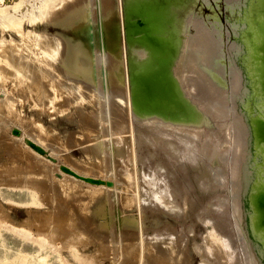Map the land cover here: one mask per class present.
Masks as SVG:
<instances>
[{"label":"rangeland","instance_id":"obj_1","mask_svg":"<svg viewBox=\"0 0 264 264\" xmlns=\"http://www.w3.org/2000/svg\"><path fill=\"white\" fill-rule=\"evenodd\" d=\"M17 1L10 0L9 4ZM59 1L31 0L29 2L25 0L17 8L12 6L13 8L10 10L13 14H5L7 18L3 15L0 16V105L2 103L6 104V109L4 107L5 114L0 117V264H35V261L27 262L26 259L30 257L29 254H35V252L41 250H51V264H209L210 261H215V259L217 260L215 264H251V256L248 254V251L251 253L250 243L246 239L248 235L237 220V212H235L234 206L241 197L236 195L238 183L236 184L234 178H238L240 175L242 181V175L247 171L246 165H244L246 159L243 160L242 154L245 148L244 143L241 141L238 144V140L235 139L237 133L241 134L240 137L238 135V138L242 139L247 135V132L244 128L236 126L238 123L236 120L240 122L242 117H245L251 102V97L248 98L249 95L247 96V94L242 95L239 87L244 85L246 92L248 94L252 93L248 90V88H252L251 77L248 72L245 74V80L241 79L239 81L235 77L239 74V69L245 70L244 51H235L234 42L240 40L237 31L244 27L247 18V0H227L231 3L226 0H181L174 5L177 9L181 8L179 9L181 30L177 35L178 38L175 37V39H179L178 53L176 52L175 56L172 55L168 74L171 79L173 78L171 82L172 90L175 87L176 91L174 94L166 92L165 87L168 84L161 83L160 90L157 93H152L149 103L153 106V110L169 114L170 119H172L165 122V124L169 123V126L166 125L167 127L163 125L164 121L160 122L154 117V119H151L144 116L134 106L133 102L132 64L126 18L134 24L140 25L137 27L141 28L139 35H148L150 28L146 22V15L140 13L138 17H126L123 4L125 0H109L111 9L114 12L113 19L118 33V52L116 55L110 53V55H113L110 59L112 58L114 64L118 66L111 65L114 69L108 66L109 74L113 73L118 78V82H113L107 72L106 74L102 73L101 76L98 75L99 69L102 70V65L100 63L96 64L94 57L90 55L93 53L95 41H97L94 32L100 24V17L102 16L101 8L96 3L97 0H93L95 2L93 5L92 0ZM40 4L45 5L43 11L48 6L52 9L54 5V8H60L62 13L61 16L58 15L60 17L57 19L60 22L57 21L56 23L54 20L46 21L42 19L39 24L34 25L29 19L28 10ZM65 4L68 5L67 7L71 6V8L67 9ZM14 14L16 17L12 18ZM92 14H95V18ZM99 15L101 16L99 17ZM92 18L96 24H94ZM187 18L188 22L185 23ZM198 24L206 25L205 27L202 25V28ZM194 25L196 27H193ZM94 26L95 31L93 30ZM207 29L210 35L206 31ZM211 34L218 39L219 49L215 47V39L213 43V38H210ZM48 35L55 37L49 45L45 44ZM191 35L198 39L194 40L195 38H191ZM182 36L186 38L183 39ZM65 38H72L76 44L83 43V47L89 51L90 56H88V59L81 58V54L77 57H71L68 53ZM187 38L191 40H187ZM192 40H194V43ZM182 41L184 43L188 41L185 54L191 53L193 57L191 62L185 63L188 67L185 65L179 67L177 61L184 48ZM189 41H191L192 46ZM199 43L201 44L198 45ZM12 47L17 52L15 56L18 58V63L21 64L27 61V67H22L23 63L21 66H16L13 60L14 55H11ZM187 48L194 51L191 50L188 53ZM199 50H201V53ZM87 55L88 52L84 54V56ZM116 67L118 68L116 69ZM182 68L187 69V71H184V69L182 71ZM213 68L218 71L222 81L223 79L224 82L226 81L227 89L224 82L219 84V81L209 73ZM192 72H196V75L192 74L190 76ZM182 74L184 77L186 74L188 75L183 78ZM187 76H190V78ZM97 77L102 79L101 84L98 83ZM180 77L185 79L186 82L181 80ZM214 78L215 80H213ZM234 78L238 81V84L236 83L238 87L234 84L236 86L233 89L231 85L235 83L233 82L235 81ZM194 79L201 81L194 82L198 83L199 86L196 84L194 87L195 84H192ZM183 82L186 84L182 85ZM203 82L207 84L205 85ZM99 85L103 86L104 91L111 96L110 99L112 100V105H107V108L112 111L111 117L107 118L104 123L101 122L103 101L99 98ZM189 85L191 90L193 87L195 88L194 92L188 89ZM203 85L206 89L202 88ZM35 88L37 89L34 90ZM229 88L231 92H229ZM186 89H188V92ZM207 90L209 91L206 92ZM210 91L212 92L209 93ZM189 92H193L195 97L200 95L198 97L200 100L196 99L197 97H194L193 100L194 94H187ZM216 94L218 95L216 96ZM173 95L177 97L174 98ZM225 95L226 98H224ZM210 96L213 97L211 99L216 96V102L214 100H211V102L213 101V106L216 105L217 108L210 106L211 102L207 101L210 100ZM218 96H221L224 100L217 98ZM201 98L205 99L206 102ZM229 98L232 102L229 101ZM217 99L227 103L225 109L220 106L222 102H218ZM195 100L199 102H194ZM187 101L191 105L188 103V106ZM215 112L221 116L216 115L214 119ZM227 113H230L229 116ZM234 120L236 124L233 123ZM34 124H37L38 127L40 125L41 129L37 131L32 126ZM192 125L193 127L196 125V127L193 128ZM183 126L186 130L183 129ZM199 126H202L201 129H199ZM212 126L217 131L212 128L213 132H211ZM235 126L240 129V132H237L238 129L234 128ZM235 130L236 132H234ZM166 139L169 142L171 141L170 144H172L169 149L175 147L174 150L178 151L181 147L180 153L178 151L179 155L177 152H173V148L170 150H173V153L169 152L167 148L169 142ZM165 141L168 145L164 144ZM30 142L41 146L47 151L44 154L45 158H40L37 155ZM92 145L94 146L93 149H91ZM255 145L260 149L264 145L263 125H261ZM203 148L204 150L201 151ZM89 150H92L93 154ZM97 151L98 154L96 155L95 152L97 153ZM261 151L263 150L261 149ZM200 152H203V156ZM174 153H177V156ZM184 156L185 159H183ZM46 161H49L48 164H46ZM193 161L194 164L192 165ZM208 161L210 164H207V167L206 163ZM209 166H213L211 167L212 170ZM65 167L81 175L101 179L104 182H85L84 178L74 176L73 173L65 170ZM255 168L253 170H258L257 167ZM209 169L212 173L208 172ZM255 171L252 174L254 179L250 177L249 183L252 180L254 181L258 175ZM20 172L34 173V176L37 175V180L42 178L41 173L44 175L49 173L47 175L49 178L61 184V187L57 190L58 193L54 189L56 195L53 193V196L56 198L55 202L62 204V209H65L63 213L57 214L59 212L58 208L55 209L54 204L49 202L48 196L44 193L46 189L51 191V187L47 186L49 179L46 181L43 180L45 178L43 177L42 181L40 180L42 185L45 183L41 186L42 188L45 186L43 188L44 192L40 187L39 190L34 189L37 194H35L36 199H34L29 188H20V186H15L16 183H12V179ZM211 174L215 176L213 180H211L213 178ZM3 177L7 180L4 181ZM206 177L207 181H205ZM218 177L219 179L216 181L215 178ZM152 180H155L156 184ZM201 180L204 181L202 183L205 184L204 187ZM232 181L233 186H231ZM253 181L251 184L254 183ZM71 184L79 187V194H74L71 187L64 190V187ZM199 185L204 189L200 188ZM156 186L159 190H156ZM174 188H176L175 191ZM212 188L214 189L212 190ZM67 190L69 191L67 192ZM173 192L174 194H172ZM258 192H262V188H259ZM153 193L157 194H154L156 198ZM159 193L164 194L160 196ZM249 197L247 200H249ZM50 208L55 212L57 211L56 216L54 214V217L49 221V225L54 226L52 228L46 225L45 228L37 217L41 214L45 215V212ZM233 213L235 214L233 215ZM234 216L236 217L234 218ZM211 218H214L215 223ZM207 219L208 221H206ZM262 219H264V212L261 208L258 220L262 221ZM18 221L22 224H17ZM51 231L55 237L51 234ZM43 232H45L46 237ZM75 236L78 237L75 238ZM40 239H43V242ZM158 241L160 242L158 243ZM160 243L163 245L162 247H160ZM172 243L174 246L171 247H174V250L169 247ZM156 245H160V250ZM44 246L46 247L44 248ZM223 246L227 248L224 250L225 254L221 250L224 249ZM56 247L58 252L54 250L53 253V249ZM163 247L164 249H162ZM177 247L178 249L175 250ZM211 247L214 251L211 250ZM217 247L218 250H216ZM74 248L78 251L76 252ZM165 248L171 250H165ZM163 250L165 251L162 253ZM172 250L175 251L173 252L174 255L171 252ZM178 250L179 255H175L178 254L176 252ZM204 250L210 253L213 251L214 254L216 253L217 258L212 253H204ZM215 251L220 252L217 254ZM6 257L8 261L4 263ZM236 258L237 260H235ZM177 260L178 262H176ZM187 261L191 263H187Z\"/></svg>","mask_w":264,"mask_h":264},{"label":"bare ground","instance_id":"obj_2","mask_svg":"<svg viewBox=\"0 0 264 264\" xmlns=\"http://www.w3.org/2000/svg\"><path fill=\"white\" fill-rule=\"evenodd\" d=\"M27 1V0H26ZM29 2L31 1V0H28ZM60 1H62V0H60ZM59 1V2H60ZM67 1V0H66ZM179 1H181V0H125V3L123 2V4H124V8H125V16L126 17H130V18H132V17H138L139 16V14L140 13H144L145 15H146V22L148 23V27L150 28V31H149V34L148 35H139V31H141V28H137V27H139L138 25H136V24H134V22H131V21H129V20H127V18H126V24H127V28H128V37H129V40H130V56H131V64H132V83H133V102H134V106L144 115V116H146V117H148V118H156V120L158 119V120H160V122L162 121H164L162 124L163 125H165V127H167L166 125H168L169 123H167V124H165V122H168L169 120L168 119H170V117H169V114H167V113H161V112H159V111H155V110H153V106L151 105V104H149L150 103V101H151V97H152V93L153 92H155V93H157L159 90H160V87L162 86L161 85V83H163V84H168V85H166V89H167V91L166 92H170V93H175V87H174V89L172 90V87H171V82L173 81V78L171 79V77H169V74H168V71H169V63H170V60L172 59V55H176L175 53L177 52V47L179 46V44H178V40L179 39H175V37L176 38H178L177 37V35L180 33V30H181V20L179 19V9H181V8H179V9H177V7H175L174 5L176 4V3H178ZM227 1V0H226ZM9 2H10V0H0V16H2L3 15V17H5V18H7L6 16H5V14L6 15H11V14H13V12H11V8H13L12 6H16V8L21 4V3H24L25 2V0H18L17 2H15V3H13V4H9ZM19 2V3H18ZM46 2V1H45ZM64 2V1H63ZM193 2H195V1H193ZM227 2H230V1H227ZM18 3V4H17ZM27 3V2H26ZM58 3V2H57ZM93 3L95 4V2L92 0V5H93ZM96 3H98V5L100 6V8H101V13H102V16L101 15H99V17L101 18V20H100V24L98 25V27H97V29H96V31H95V26L93 27V30L95 31L94 33H95V37H96V40L97 41H95V46H94V51H93V53H91L90 55H92L93 57H94V60H95V63L96 64H101L102 65V70L101 69H99V71H98V75L99 76H101V74L103 73V74H106V72H107V74H108V76L111 78V80L113 81V82H118V78L117 77H115V75L112 73V74H109V72H108V66H109V68H112V69H114L113 67H111V65H114V66H118V65H116V64H114V62H113V60H112V58L110 59V57H113V55H110V53H112V54H117V52H118V33H117V27H116V25H115V23H114V17H113V14H114V12H113V10L111 9V4H110V2H109V0H97V2ZM231 3V2H230ZM230 3H228V4H230ZM191 4V3H190ZM33 5V4H32ZM66 5V4H65ZM68 5H69V1H68ZM68 5H66V8L67 9H70L71 8V6L70 7H67ZM23 6V5H22ZM43 8H42V7ZM45 5L44 4H40V5H38V6H34L32 9H29L28 10V7H27V10L29 11V13H28V16L30 15V21L34 24V25H37V24H39L40 22H41V20L43 19V20H54V22L56 21V23H57V21L58 22H60L59 20H57V19H59V17L61 16V10H60V8L59 9H57V8H54L55 7V5H54V7H53V9L52 8H49V6H48V8H46L44 11H43V9L45 8L44 7ZM246 6H247V11H248V13H247V18H246V20H245V24H244V27L242 28V29H240L239 31H237V34L240 36V40L239 41H236V42H232L233 44H234V50L235 51H240V50H243L244 51V54H245V57H244V66H245V70L243 69V70H240L239 69V74H237V75H235V77H237L236 79L237 80H245V74L248 72V74H249V76L251 77V84H252V88H248V90H249V92H252V93H250V94H248V92H246V88H244V85L241 87H239V90L241 91V94L242 95H245V94H247V96H248V98L249 97H251V99H250V105H249V110L245 113V117H242V120H240V122H239V120H236L238 123L236 124L235 123V120L233 121V123H235L236 124V126L237 127H239V128H244L245 129V132H247V135L245 136V137H243L242 139H240V138H238V135H239V137L241 136V134H236V137H235V139L236 140H238V144L241 142V141H243V143H244V152H242V154H243V160L244 159H246V162H245V164L244 165H246V168H247V171L246 172H244L243 173V175H242V181H241V177H240V175L238 176V178L236 177V178H234V181H236V184L238 183V188H237V194L236 193H234V194H236L237 195V197H240L239 199H238V203H236L234 206H235V209H236V211H235V209H234V211L235 212H237L236 213V216H237V220L239 221V223L242 225V227L245 229V233H247V237H246V239H247V241H248V243H250V245H249V248H250V251H251V253L248 251V254H250L249 256H251V264H264V219H262V221H260V220H258V214H259V211H260V209L262 208V210H263V212H264V145H263V147L261 148L263 151H261V149L257 146V145H255V140H256V138H257V136H258V134H259V130H260V128H261V125H263V127H264V0H247V4H246ZM181 7V6H180ZM184 7V6H183ZM231 8H232V6H230ZM63 8V7H62ZM234 8V7H233ZM93 10V9H92ZM91 10V11H92ZM26 11V10H25ZM234 11V10H233ZM42 12H43V14H42ZM71 12V11H70ZM15 13V12H14ZM76 13H77V11H76ZM93 13H94V10H93ZM16 14V13H15ZM13 15V17L12 18H15L16 17V15ZM58 15H60L59 17H58ZM92 15H94V17L93 18H95V14H92ZM192 15V14H191ZM237 15V14H236ZM235 15V16H236ZM234 16V15H233ZM191 17V16H190ZM93 18H92V21L94 22V24H96L95 23V21L93 20ZM189 18V17H188ZM188 18L186 19L187 21L185 22V23H187L188 22ZM20 19V18H19ZM18 19V20H19ZM28 19V18H27ZM190 19V18H189ZM199 20H200V18H198ZM198 19H196V20H198ZM213 19V18H212ZM99 20V19H98ZM20 21V20H19ZM227 21V20H226ZM235 21V20H234ZM23 22V21H22ZM92 22V23H93ZM96 22H97V20H96ZM138 22V21H137ZM203 22V20L201 21V23ZM193 23V22H192ZM199 23H200V21H199ZM211 23V22H210ZM144 24V23H143ZM194 24L196 25V23H195V20H194ZM212 24V23H211ZM214 24V23H213ZM216 24H217V22H216ZM235 24V23H234ZM233 24V25H234ZM33 25V26H34ZM193 25V24H192ZM193 26V27H196V26ZM198 25H201V24H198ZM203 25V24H202ZM202 25H201V27H202ZM206 25V24H205ZM205 25H203L204 27H205ZM230 25V24H229ZM211 26V25H210ZM214 26H216V25H214ZM219 26V25H218ZM212 27H213V25H212ZM233 27V26H232ZM235 27V26H234ZM198 28H199V26H198ZM203 28V27H202ZM208 28V27H207ZM211 28V27H210ZM218 28V27H217ZM236 28V27H235ZM234 28V29H235ZM197 29V28H196ZM201 29V28H200ZM214 29H216V28H214ZM228 29V28H227ZM234 29H232V30H234ZM146 30V29H145ZM202 30V29H201ZM236 30V29H235ZM238 30V29H237ZM195 31V30H194ZM193 31V32H194ZM196 31H200V30H196ZM202 31H204V29L202 30ZM206 31H208V35H210L209 34V30L207 29ZM218 31V30H217ZM220 31H221V29H220ZM228 31V30H227ZM185 32H187V31H185ZM214 32H216V31H214ZM146 33V32H145ZM199 33V32H198ZM211 33V32H210ZM227 33H229V32H227ZM182 34H183V32H182ZM189 34V33H188ZM191 34V33H190ZM201 34V33H200ZM206 34V33H205ZM181 35V34H180ZM192 35H193V33H192ZM191 35V38H193L194 36H192ZM196 35V34H195ZM199 35V34H198ZM203 35V34H202ZM207 35V34H206ZM186 37H188L187 35H185ZM197 36V35H196ZM212 36V37H211ZM211 36H210V38H213V43H214V39H215V47H217V49H219L218 48V46H220V45H218V39L217 38H214L215 36H213L212 34H211ZM186 37H184V38H186ZM180 38V37H179ZM182 38H183V36H182ZM183 38V39H184ZM195 39L194 40H196V39H198V38H196V37H194ZM204 38H206V37H204ZM55 39V37L53 36V35H48V37H46V39H45V44H47V45H49V43H51V41L52 40H54ZM66 40H65V43H67V46H68V53L71 55V57H77L79 54H81L80 55V57L81 58H83L84 60L85 59H88V56H90L89 55V51L87 50V49H85L84 47H83V43L81 44V43H78V44H76V43H74L73 42V40H72V38L70 39V38H65ZM200 39V38H199ZM187 40H191V39H189V38H187ZM194 40H192L193 41V43H194ZM207 41V40H206ZM79 42H81V41H79ZM188 42V41H187ZM187 42L185 41V43L182 41V43H184L183 45H184V48H183V51H182V55L177 59V61H178V65H179V67H182V66H186V62H187V64H188V62H191V60L193 59V57L191 56V53H189L191 50H193L194 49V45H193V49H190L189 50V48L192 46L191 45V41H189V43H190V47L189 48H187L188 50V53L189 54H185V50H186V47H188V45H187ZM201 42V41H200ZM202 42H203V40H202ZM188 43V44H189ZM197 43H198V41H197ZM195 44H196V42H195ZM201 43H199L198 45H200ZM220 44V43H219ZM178 45V46H177ZM182 45V46H183ZM214 45V44H213ZM78 46H80V47H78ZM182 46H180V47H182ZM205 46V45H204ZM201 47H202V45H201ZM3 48V47H2ZM14 47H12V52H11V55H14V57H13V60H14V62L16 63V66H21L22 65V63H23V66L22 67H27L28 66V62L26 61V62H22L21 64L20 63H18V58L15 56V54L17 53V52H15L14 51V49H13ZM197 48V47H196ZM205 48H207L206 46H205ZM232 48V47H231ZM4 49V48H3ZM197 49H199V48H197ZM204 49V47L202 48V50ZM195 50V49H194ZM193 50V51H194ZM70 51V52H69ZM192 51V52H193ZM197 51V50H196ZM196 51H195V53H196ZM14 52V53H13ZM87 52H88V55L87 56H84V54H87ZM199 52L201 53V50H199ZM202 52H204V51H202ZM211 52V51H210ZM231 52V51H230ZM178 53V52H177ZM194 53V52H193ZM208 53V52H207ZM206 53V54H207ZM197 54V53H196ZM202 54H204V53H202ZM201 54V55H202ZM205 54V55H206ZM179 55H180V53H179ZM179 55H177V56H179ZM210 55V54H209ZM208 55V56H209ZM224 55V54H223ZM200 56V55H199ZM201 57V56H200ZM198 58V57H197ZM175 60V59H174ZM173 60V61H174ZM200 60V59H199ZM108 61H109V63H108ZM203 61V60H202ZM221 61H223V60H221ZM173 63V62H172ZM209 63H210V61H209ZM191 65H192V63H190ZM194 64V63H193ZM199 65V64H198ZM172 66V65H171ZM227 66V65H226ZM186 67H188V66H186ZM185 67V68H186ZM195 67V66H194ZM118 67H116V69H117ZM185 68H182V71H183V69H184V71L186 70L187 71V69H185ZM194 69V68H193ZM197 69V68H196ZM181 70V69H180ZM180 70H178V71H180ZM192 70V69H191ZM198 70V69H197ZM171 71V70H170ZM114 72V71H113ZM172 72V71H171ZM175 72H176V70H175ZM175 72H173V73H175ZM181 72V71H180ZM232 72V71H231ZM235 72H237L236 70H235ZM172 73V74H173ZM182 73V72H181ZM180 73V74H181ZM189 73H190V69H189ZM196 72H192L191 74H190V76H192V74H194V75H196L195 74ZM198 73V72H197ZM209 73H211L212 74V76H214L218 81H219V84H221L220 82H224V79H223V81H222V77H219L220 76V74H218V71L217 70H215L214 68L212 69V70H210V72ZM176 74V73H175ZM179 74V75H180ZM184 74V73H183ZM183 74H182V76H183ZM199 74V73H198ZM202 74V73H201ZM228 74V73H227ZM186 75H188V74H186ZM186 75H185V77H186ZM117 76V75H116ZM173 76V75H172ZM176 76V75H175ZM174 76V77H175ZM190 76H187V77H189L190 78ZM199 76V75H198ZM102 77H103V75H102ZM184 76H183V78H185ZM200 77H202V76H200ZM205 77V76H204ZM227 77H228V75H227ZM98 78V83L99 84H101V82H102V79L100 78V77H97ZM179 78V77H178ZM180 78H182V77H180ZM181 79V80H185V79ZM189 78H187V79H189ZM196 78H197V76H196ZM195 78V79H196ZM213 78V77H212ZM215 78L213 79V80H215ZM232 78V77H231ZM167 79H169V80H167ZM194 79V81L192 82V84L197 80H195ZM199 79V78H198ZM203 79H205V78H203ZM202 79V80H203ZM180 80V79H179ZM180 80V81H181ZM200 80V79H199ZM198 80V81H199ZM232 80V79H231ZM234 80H235V78H234ZM237 80H235V81H233V82H235V83H232V82H230V83H232L233 85H231L232 87H233V89H234V87L238 84V81ZM167 81H169L168 83H167ZM188 81V80H187ZM189 81H191L190 79H189ZM198 81H196V82H198ZM185 82H186V80H185ZM199 82H201V81H199ZM205 82H206V80H205ZM210 82L212 83V81L210 80ZM226 82V81H225ZM225 82H224V84H225ZM229 82V81H228ZM190 83V85H191V82H189ZM204 83V82H203ZM210 83V84H211ZM237 83V84H236ZM186 84V83H185ZM184 84V82L182 83V85H185ZM195 84V85H194ZM193 85H194V87L196 86V84H198V83H194ZM202 84V83H201ZM205 84V83H204ZM207 84V83H206ZM205 84V85H206ZM234 84H236L235 86H234ZM38 85V84H37ZM190 85H189V88L188 89H190ZM193 85H191V86H193ZM223 85V84H222ZM229 85V84H228ZM198 86H199V84H198ZM210 86V85H209ZM213 86V85H212ZM227 85L225 84V87H226ZM35 87V86H34ZM33 87V88H34ZM182 87V86H181ZM187 87H188V85H187ZM186 87V88H187ZM192 88V90L190 89V91H193L195 88ZM225 87H224V90H225ZM230 87V86H229ZM231 87V88H232ZM237 87H238V85H237ZM38 88V87H37ZM37 88H35L34 90H36ZM202 88H205L204 87V85H203V87ZM202 88H200L201 90H202ZM209 88V87H208ZM180 89V88H179ZM185 89V88H184ZM188 89H186V91L188 90ZM206 89V88H205ZM226 89H227V87H226ZM236 89V88H235ZM252 89V90H251ZM199 90V89H198ZM213 90V89H212ZM200 91V90H199ZM204 91V90H203ZM209 90H207L206 92H208ZM98 92H99V98L100 99H102V101H103V114H101V122H106L105 120L107 119V118H109V117H111V109L109 108H107V105L109 104H111L112 103V100L110 99V95L106 92V91H104V89H103V86H100L99 85V89H98ZM188 92V91H187ZM194 92V91H193ZM193 92H191L192 94H194ZM202 92V91H201ZM205 92V91H204ZM212 91H210L209 93H211ZM223 92H225V91H223ZM223 92H221V93H223ZM229 92H231L230 91V88H229ZM191 93L189 92V93H187V94H190L191 95ZM196 93V92H195ZM199 93V92H198ZM197 93V94H198ZM203 93V92H202ZM214 93H216V92H214ZM220 93V94H221ZM40 94V93H39ZM186 94V95H187ZM200 94V93H199ZM225 94L227 95V93L225 92ZM230 94V93H229ZM253 94V95H252ZM183 95V94H182ZM215 95V94H214ZM214 95H212L213 97H214ZM218 94H216V96H217ZM222 95H224V94H222ZM226 95L224 96V98H226ZM40 96V95H39ZM188 96V95H187ZM193 96V95H192ZM200 96V95H199ZM198 95L195 97V94H194V96H193V100H194V97L196 98V99H198V100H200L198 97H199ZM207 96H209V95H207ZM212 96H210V100L208 99L207 101H210L211 102V100H214L215 102H216V100H215V98H216V96H215V98L214 99H211V97ZM41 97V96H40ZM173 97L175 98V97H177L176 95H173ZM183 97V96H182ZM189 97V96H188ZM212 97V98H213ZM229 97V96H228ZM190 98H191V96H190ZM204 98V97H203ZM203 98H201V99H203ZM217 98H220V99H223V98H221V96H218ZM192 99V98H191ZM186 100V99H185ZM198 100H195L194 102H197ZM203 100H205V99H203ZM218 100V102H222L221 104H224V105H221L220 103H218V104H220V106H223V108L225 107L226 108V105H227V103H223V101L221 100V101H219V99H217ZM224 100V99H223ZM228 101V100H227ZM226 101V102H227ZM229 101H231L230 100V98H229ZM199 102V101H198ZM201 102V101H200ZM202 102H204V101H202ZM205 102H206V100H205ZM213 102V101H212ZM211 102V104H210V106H212V107H216V105H214L213 106V103ZM232 102V101H231ZM230 102V105L232 104ZM187 104L189 103L188 101L186 102ZM190 104V103H189ZM189 104H188V106H189ZM199 104V103H198ZM208 104V103H207ZM6 104L5 103H2L1 105H0V117H2V115H4L5 114V112H4V107H5V109H6V106H5ZM112 105V104H111ZM191 105V104H190ZM199 105H203V104H199ZM205 107L207 106V105H204ZM203 106V107H204ZM208 106H209V104H208ZM219 106V105H218ZM219 106V107H220ZM234 106V105H233ZM134 107V108H135ZM229 107V106H228ZM230 107H232V106H230ZM148 108V109H147ZM217 108V107H216ZM222 108V109H223ZM224 108V109H225ZM191 109V108H190ZM195 109V108H194ZM193 109V110H194ZM215 109V108H214ZM219 109V108H218ZM221 109V108H220ZM228 109V108H227ZM234 109H235V107H234ZM202 110V109H201ZM205 110H207V109H205ZM205 110H204V112H205ZM211 110H213V109H211ZM196 111V110H195ZM215 111H216V109H215ZM226 112H227V110H225ZM228 111H229V109H228ZM212 112V111H211ZM229 112H231V111H229ZM179 113H180V111H179ZM197 113H198V111H197ZM207 113V112H206ZM208 113H209V110H208ZM216 113V112H215ZM218 113H220V112H218ZM138 114V113H137ZM178 114V113H177ZM200 114V113H199ZM213 114H214V112H213ZM225 114V113H224ZM228 114V113H227ZM230 114V113H229ZM229 114H228V116H229ZM180 115H181V113H180ZM216 115H218L217 113L214 115V119H215V117H216ZM220 115V114H219ZM218 115V116H219ZM223 115V114H222ZM210 116H211V113H210ZM213 116V115H212ZM211 116V117H212ZM221 116V115H220ZM158 117V118H157ZM194 117V116H193ZM200 117V116H199ZM227 117V116H226ZM153 118V119H154ZM183 118V117H182ZM213 118V117H212ZM211 118V119H212ZM229 118V117H228ZM236 118V117H235ZM234 118V119H235ZM111 119V118H110ZM172 119V118H171ZM170 119V120H171ZM195 119H197V118H195ZM206 119V118H205ZM149 120V119H148ZM156 120H155V122H156ZM168 120V121H167ZM176 120V119H175ZM194 120V119H193ZM233 120V119H232ZM231 120V121H232ZM150 121H152V120H150ZM154 121V120H153ZM183 121H185V120H183ZM189 121V120H188ZM214 121V120H213ZM108 122H109V119H108ZM111 122V121H110ZM214 122H216V121H214ZM106 124V123H105ZM110 124V123H109ZM160 124V123H159ZM215 124V123H214ZM234 124V125H235ZM157 125H158V123H157ZM179 125H181V124H179ZM216 125H217V127H218V122L216 123ZM37 131L38 130H40L41 129V127H40V125H39V127H38V125L37 124H34V125H32ZM169 126V125H168ZM187 126H191V125H187ZM186 126V127H187ZM236 126L234 127V128H236ZM161 127H162V125H161ZM164 127V128H165ZM184 127V126H183ZM188 127V128H189ZM192 127H193V125H192ZM191 127V128H192ZM194 127H196V125L194 126ZM193 127V128H194ZM200 127V126H199ZM198 127V128H199ZM202 127V126H201ZM201 127L199 128V129H201ZM206 127H208L207 125H206ZM216 127V128H217ZM212 128H213V126L211 127V132H213L212 131ZM239 128H236V129H238V131L237 132H240L239 130ZM184 130H186L185 129V127L183 128ZM214 130H215V127L213 128ZM189 130H191V129H189ZM203 130V129H202ZM201 130V131H202ZM234 130V129H233ZM192 131V130H191ZM196 131V130H195ZM194 131V132H195ZM200 131V130H199ZM215 131H217V129L215 130ZM214 131V132H215ZM234 132H236V130L234 131ZM196 133V132H195ZM197 133H198V131H197ZM175 134V133H174ZM189 134V133H188ZM234 134V133H233ZM190 135V134H189ZM198 136V135H197ZM167 140V139H166ZM167 142H169V140H167ZM167 142L165 141V143L164 144H167ZM171 142V141H170ZM170 142H169V146H167V148L169 149L170 148V146L172 145V144H170ZM178 142V141H177ZM116 143H117V141H116ZM173 143V142H172ZM236 143V142H235ZM174 144V143H173ZM197 145V144H196ZM241 145V144H240ZM173 146H175V145H173ZM193 146H195V145H193ZM92 148L91 149H93V145L91 146ZM98 147V146H97ZM96 147V148H97ZM177 147V146H176ZM180 147V146H179ZM199 147H201V146H199ZM173 148V150H174V148L175 147H171V149ZM181 148V147H180ZM180 148L178 149V151H179V153H180ZM194 148V147H193ZM258 148V149H257ZM171 149H169V152L172 154L173 152H177L178 153V151H170ZM195 149V148H194ZM33 150L35 151V152H37V155L40 157V158H45L44 157V154L43 153H41L39 150H37L36 148H34L33 147ZM86 150V149H85ZM95 150H97V149H95ZM198 150V149H197ZM196 150V151H197ZM202 150H204V148L203 149H201V151ZM87 151V150H86ZM89 151H91V153L93 154V151L92 150H89ZM98 151H99V149H98ZM98 151H97V153L95 152V154L97 155L98 154ZM194 151V150H193ZM181 152H182V150H181ZM195 152V151H194ZM46 153H47V151H46ZM45 153V154H46ZM90 153V152H89ZM177 153L175 154L176 156H177ZM179 153H178V155H179ZM195 153H197V152H195ZM200 153H202V156H203V152H200ZM87 154H88V152H87ZM199 154V153H198ZM90 155V154H89ZM95 155V156H96ZM197 155V154H196ZM206 155V154H205ZM49 156V155H48ZM196 157V156H195ZM194 157V158H195ZM201 157V156H200ZM206 158H207V156H206ZM183 159H185V156H184V158ZM197 159H198V157H197ZM199 159H201V158H199ZM208 159H210V158H208ZM44 160V159H43ZM43 160H41L42 162H43ZM53 160V159H52ZM187 160V159H186ZM195 160V159H194ZM190 161V160H189ZM199 161V160H198ZM201 161H202V159H201ZM205 161V160H204ZM48 162L49 161H46V164H48ZM211 162V161H210ZM182 163H184L183 161H182ZM188 163V162H187ZM255 163H258V164H255ZM194 164V161H193V163H192V165ZM205 164V163H204ZM207 164H210L209 163V161H208V163H206V166L208 167V165ZM191 165V166H192ZM198 165V164H197ZM211 167H213V166H209V168H211ZM255 167H257L258 168V170H253ZM10 168V167H9ZM214 169H216V168H214ZM256 169V168H255ZM211 170H212V168H211ZM211 170L209 169V173H212L211 172ZM243 170H244V168H243ZM214 171V170H213ZM257 172V176L256 175H254V176H256V178H255V180L253 181L254 183L253 184H251V182L249 183L248 181L252 178V179H254V177H253V175L252 174H254L253 172ZM10 172V171H9ZM16 172V171H15ZM76 172V171H75ZM216 173V172H215ZM49 173H46L45 175L44 174H42L41 173V175H42V178L43 177H45V178H43V180H46L47 181V179H49V181L47 182V186H50L51 187V191H49V189L47 190L46 189V191L44 192V187L42 188L41 186H43L42 185V183H40L42 180V178H40V180L38 179L37 180V178H36V173H35V175L36 176H34V173H25V172H20V173H18V175H14L13 174V176H15L13 179H12V183L14 184V183H16V185L15 186H17V187H19L20 186V188L22 187V188H24V187H27V188H29V190H30V193L33 195V198L34 199H36V190H34V189H37V190H39L38 188L40 187L41 189H43V191L42 192H44L45 194H46V196H48V200H50L49 202H52L54 205L53 206H55V209L56 208H58V210H59V212L57 213V211L55 212V211H53V209H51L50 208V210H47L46 212H45V215H43V214H41V215H39V217H37V216H34V217H37V219H40L41 221H40V223L41 224H43V227H45L46 228V225H49L50 224V219H52L53 217H54V214H55V216H56V213L57 214H60V213H63V210H65V209H62L63 208V206H62V204H58V203H56L55 202V196H53L54 194L56 195V191L57 190H59L58 188H60L61 187V184H59V183H57L55 180L53 181V179H51V178H49L47 175H48ZM175 174V173H174ZM6 175V174H5ZM196 175V174H195ZM207 175H209V174H207ZM214 175V174H213ZM218 175V174H217ZM220 175V174H219ZM224 175V174H223ZM75 176V175H74ZM81 176H84V175H81ZM154 176V175H153ZM153 176H151L152 178H154ZM186 176V175H185ZM197 176V175H196ZM195 176V177H196ZM211 176H212V174H211ZM78 177V176H77ZM84 177H87V176H84ZM213 178L211 179V180H213L214 179V177L215 176H212ZM251 177V178H250ZM1 178V177H0ZM4 178V181L5 180H7V179H5V177H3ZM2 178V179H3ZM38 178H39V175H38ZM149 178V177H148ZM186 178V177H185ZM210 178V177H209ZM227 178V177H226ZM8 179H9V177H8ZM202 179V178H201ZM205 179V178H204ZM219 179V177L216 179L215 178V180L217 181ZM222 179H223V176H222ZM221 179V181H223ZM85 182H91V181H88V180H84ZM148 181V180H147ZM152 181H154V183L156 184V181L155 180H152ZM202 181V182H201ZM200 182H201V184L204 182L203 180H201ZM205 181H207V177H206V180ZM220 181V180H219ZM219 181H218V183H219ZM225 181V180H224ZM158 182V181H157ZM176 182V181H175ZM199 182V181H198ZM209 182H210V180H209ZM215 182V181H214ZM11 183V184H12ZM149 183V182H148ZM152 183V182H151ZM150 183V184H151ZM186 183V182H185ZM216 183V182H215ZM162 184V183H161ZM198 184H200V183H198ZM200 184V185H201ZM207 184V183H206ZM221 184H223L222 182H221ZM220 184V185H221ZM232 185L231 186H233L234 184H233V181H232V183H231ZM38 185V186H37ZM178 185V184H177ZM200 185H199V187H200ZM203 185V184H202ZM205 185V184H204ZM204 185H203V187H204ZM213 185V184H212ZM163 186H164V184H163ZM176 186V185H175ZM179 186V185H178ZM196 186V185H195ZM219 186V185H218ZM50 187H48V188H50ZM68 187H71L72 188V190H73V192H74V194H77L78 193V191L80 192V190L78 189L79 187H77V186H75V185H70V186H67V187H64V190H66ZM155 186L153 185V188H154ZM165 187V186H164ZM171 187V186H170ZM169 187V188H170ZM202 187V186H201ZM200 187V188H201ZM202 187V188H203ZM214 187V186H213ZM235 187V186H234ZM237 187V186H236ZM47 188V187H46ZM153 188H152V190H153ZM167 188V187H166ZM191 188V187H190ZM216 188V187H215ZM259 188H262V192H258V189ZM54 189L56 190V191H54ZM149 189V188H148ZM155 189V188H154ZM158 188H157V186H156V190H157ZM172 189V188H171ZM170 189V190H171ZM175 189L176 188H174V191H175ZM204 189V188H203ZM214 188H212V190H213ZM85 190V189H84ZM159 190V189H158ZM169 190V191H170ZM173 190V189H172ZM69 190H67V192H68ZM82 191V190H81ZM165 191V190H164ZM177 191V190H176ZM178 191H179V188H178ZM195 191V190H194ZM202 191V190H201ZM236 191V190H235ZM59 191H57V193H58ZM149 192V191H148ZM150 192H153V191H150ZM156 192V191H155ZM160 192V191H159ZM231 192H232V189H231ZM54 193V194H53ZM167 193V192H166ZM36 194V195H35ZM79 194V193H78ZM81 194H83V193H81ZM151 194V193H150ZM154 194H156V193H153V195ZM160 194V196H162L164 193H159ZM162 194V195H161ZM171 194V193H170ZM172 194H174V192L172 193ZM176 194V193H175ZM60 195V194H59ZM149 195V194H148ZM152 195V194H151ZM157 195V194H156ZM156 195H154V197L156 196ZM212 195V194H211ZM235 195V196H236ZM70 196V195H69ZM165 196V195H164ZM172 196V195H171ZM175 196V195H174ZM250 196V197H249ZM73 197H74V195H73ZM78 197V196H77ZM167 197H169L168 195H167ZM173 197V196H172ZM249 197V200H247V198ZM66 198V197H65ZM70 198V197H69ZM75 198V197H74ZM156 198V197H155ZM174 198V197H173ZM172 198V199H173ZM258 198V201L256 202V199ZM71 199H73V198H71ZM158 199V198H157ZM160 199V198H159ZM175 199V198H174ZM199 199V198H198ZM59 200V199H58ZM40 201V200H39ZM61 201V200H60ZM73 201V200H72ZM159 201V200H158ZM172 202H173V200H171ZM48 202V201H47ZM59 202V201H58ZM1 203V202H0ZM169 203V202H168ZM161 204V203H160ZM38 205V204H37ZM56 205H57V207H56ZM66 205V204H65ZM64 205V206H65ZM1 206V205H0ZM36 206V205H35ZM71 206H72V204H71ZM70 206V207H71ZM74 206V205H73ZM82 206H84V205H82ZM210 206H212V205H210ZM66 207H68V206H66ZM65 207V208H66ZM88 207V206H87ZM2 208V207H1ZM72 209V208H71ZM74 209V208H73ZM212 210V209H211ZM1 211H2V209H1ZM5 211V210H4ZM42 211V210H41ZM45 211V210H44ZM71 211V210H70ZM3 212V211H2ZM4 213V212H3ZM43 213V212H42ZM66 213V212H65ZM235 213H233V215H234ZM37 215V214H36ZM63 215V214H62ZM74 215H76V214H74ZM208 215H210V214H208ZM236 216H234V218L236 217ZM59 217V216H58ZM65 217V216H64ZM68 218V217H67ZM205 218H207V217H205ZM230 218V217H229ZM12 218L10 217V220H11ZM72 219V218H71ZM202 219V218H201ZM208 219H209V217H208ZM208 219L206 220V221H208ZM213 219L214 218H211V220L213 221ZM29 220V219H28ZM69 220V219H68ZM210 221V220H209ZM15 222V221H14ZM30 222V221H29ZM61 222V221H60ZM72 222H73V220H72ZM214 222V221H213ZM230 222V221H229ZM237 222V221H236ZM12 223V222H11ZM54 223H56V222H54ZM70 223V222H69ZM74 223V222H73ZM215 223V222H214ZM238 223V222H237ZM17 224H22V222H19L18 221V223ZM34 224V223H33ZM56 225V224H55ZM60 225H61V223H60ZM65 225V224H64ZM70 225V224H69ZM16 226H18V225H16ZM50 226V225H49ZM54 226V225H53ZM53 226H50V227H52L53 228ZM68 226V225H67ZM82 226V225H81ZM240 226V225H239ZM238 226V227H239ZM18 228V227H17ZM38 228V227H37ZM48 228V227H47ZM68 228H69V226H68ZM240 228V227H239ZM238 228V229H239ZM40 229V228H39ZM51 229V228H50ZM79 229V228H78ZM55 231H56V229H54ZM53 230V231H54ZM58 231H61L60 229H57ZM241 230V229H240ZM45 231V230H44ZM48 232H49V230H47ZM72 231V230H71ZM213 231V230H212ZM57 232V231H56ZM38 233H39V231H38ZM44 233V235H45V237H46V234H45V232H43ZM47 233V232H46ZM214 233H215V231H214ZM40 234H41V232H40ZM51 234H53V232L51 231ZM73 234V233H72ZM61 235H63V234H61ZM75 235V234H74ZM73 235V236H74ZM52 236V235H51ZM53 236H54V234H53ZM59 236V235H58ZM70 236H71V234H70ZM89 236V235H88ZM55 237V236H54ZM72 237V236H71ZM76 237H78V236H75V238ZM211 237V236H210ZM23 238V237H22ZM51 238V237H50ZM74 238V239H75ZM214 238V237H213ZM216 238V237H215ZM25 239V238H24ZM36 239V238H35ZM44 239V238H43ZM43 239L41 240V242H43ZM52 239H53V237H52ZM57 239L59 240V238L57 237ZM81 239V238H80ZM83 239V238H82ZM95 239V238H94ZM100 239V238H99ZM98 239V240H99ZM157 239H159V238H157ZM227 239V238H226ZM55 240V239H54ZM78 240H79V238H78ZM147 240V239H146ZM149 240H151V239H149ZM155 240V239H154ZM160 240V239H159ZM162 240V239H161ZM164 240V239H163ZM216 240H217V238H216ZM227 240H229V239H227ZM45 241V240H44ZM56 241V240H55ZM54 241V242H55ZM65 241V240H64ZM74 241V240H73ZM207 241V240H206ZM211 241H213V240H211ZM210 241V242H211ZM225 241V240H224ZM224 241H222V242H224ZM40 242V241H39ZM66 242V241H65ZM147 242V241H146ZM149 242V241H148ZM151 242V241H150ZM156 242V241H155ZM160 241H158V243H159ZM173 243H174V241H172ZM177 242V241H176ZM214 242H216V241H214ZM221 242V243H222ZM226 242H228V241H226ZM229 242H230V240H229ZM244 242V241H243ZM34 243V242H33ZM70 243V242H69ZM162 243V242H161ZM161 243H160V245H161ZM165 243V242H164ZM163 243V244H164ZM169 244L170 246V248H172L171 246L173 245L174 246V244ZM209 243V242H208ZM217 243V242H216ZM220 243V242H219ZM231 243V242H230ZM244 243H246V242H244ZM60 244V243H59ZM73 244V243H72ZM168 244V243H167ZM178 244V243H177ZM177 244H176V246H177ZM196 244V243H195ZM194 244V245H195ZM70 245H71V243H70ZM74 245V244H73ZM76 245V244H75ZM100 245V244H99ZM148 245V244H147ZM159 245V246H160ZM206 245V244H205ZM204 245V246H205ZM213 245V244H212ZM215 245V244H214ZM225 245H226V247H227V244L225 243ZM231 245V244H230ZM243 245H245V244H243ZM150 246V245H149ZM154 246H155V244H154ZM157 246V245H156ZM159 246H157V248L159 249ZM163 245H161L160 247H162ZM175 246V247H176ZM179 246V245H178ZM209 246V245H208ZM217 246H218V244H217ZM246 246H247V244H246ZM46 246H44V248H45ZM60 247V246H59ZM63 247V246H62ZM69 247V246H68ZM72 247H74V246H72ZM167 247V246H166ZM213 247V246H212ZM212 247H211V250H213L214 251V249H212ZM225 246H223V248H224ZM243 247H245V246H243ZM64 248V247H63ZM170 248H167V249H169V250H171ZM174 248V247H173ZM172 248V249H173ZM207 248H209V247H207ZM215 248H216V246H215ZM220 248H222V247H220ZM228 248V247H227ZM227 248H224V249H221L222 251H223V253H224V250H226ZM232 248V247H231ZM245 248H247V247H245ZM75 249V248H74ZM162 249H164V247L162 248ZM166 248H165V250H167ZM178 249V247L177 248H175V250H177ZM205 249V248H204ZM229 249V248H228ZM43 250H45V249H43ZM54 250H56V252H58L57 251V247L55 248V249H53V253H54ZM76 250V249H75ZM153 250V249H152ZM160 250V249H159ZM158 250V251H159ZM165 250H163L162 251V253L165 251ZM174 250V249H173ZM171 251L172 253L173 252H175V251ZM180 250V249H179ZM179 250L178 251H176V252H178V254H175V255H179ZM198 250V249H197ZM200 250V249H199ZM208 250V249H207ZM210 250V249H209ZM210 250V251H211ZM216 250H218V247H217V249ZM220 250V249H219ZM232 250V249H231ZM248 250V249H247ZM51 251V250H50ZM50 251H38V252H35V254H29L30 255V257L29 258H27L26 260H27V262H32V261H35V264H51V259H50V256H51V252ZM78 250H76V252H77ZM181 251V250H180ZM205 251V250H204ZM204 251H202V252H204ZM213 251L211 252L212 253V255L214 254L213 253ZM227 251H229V250H227ZM234 251V250H233ZM244 251H246L245 249H244ZM171 252H169V253H171ZM215 252H217V254L220 252H218V251H215ZM226 252V251H225ZM20 253V252H19ZM34 253V252H33ZM165 253H167V252H165ZM201 253V252H200ZM204 253H209V254H211L209 251H205ZM203 253V254H204ZM222 253V252H221ZM223 253H222V255H223ZM76 254V253H75ZM168 254V253H167ZM189 254V253H188ZM198 254V253H197ZM209 254H208V256H209ZM225 254V253H224ZM232 255H233V253H231ZM166 255V254H165ZM173 255H174V253H173ZM172 255V256H173ZM181 255V254H180ZM205 255V254H204ZM207 255V254H206ZM215 255V257L217 258V255H216V253L214 254ZM27 256H28V253H27ZM58 256L59 257H61L59 254H58ZM86 256V255H85ZM167 256V255H166ZM218 256H220V255H218ZM26 257V256H25ZM177 257H179V256H177ZM211 257V256H210ZM215 257H213L214 259H215ZM84 258V257H83ZM157 258V257H156ZM155 258V259H156ZM169 258H170V256H169ZM175 258V257H174ZM212 258V259H213ZM221 258H222V256H221ZM64 259V258H63ZM62 259V260H63ZM163 259V258H162ZM178 259V258H177ZM211 259V258H210ZM218 259H219V257H218ZM22 260V259H21ZM65 260V259H64ZM90 260V259H89ZM168 260V259H167ZM176 260V259H175ZM220 260V259H219ZM218 260V261H219ZM235 260H237V258L235 259ZM238 260H239V258H238ZM7 261H8V258L6 257V258H4V263L6 262L7 263ZM61 261V260H60ZM200 261V260H199ZM206 261H209V260H206ZM214 261V260H213ZM213 261H210V263L212 262V264H213ZM215 261H217L216 259H215ZM215 261H214V264H215ZM176 262H178V260L176 261ZM201 262H203V261H201ZM2 263V262H1ZM14 263V262H13ZM34 263V262H33ZM187 263H191V262H188L187 261ZM209 263V264H210ZM28 264H30V263H28ZM67 264V263H66ZM171 264V263H170ZM176 264V263H175Z\"/></svg>","mask_w":264,"mask_h":264},{"label":"water","instance_id":"obj_3","mask_svg":"<svg viewBox=\"0 0 264 264\" xmlns=\"http://www.w3.org/2000/svg\"><path fill=\"white\" fill-rule=\"evenodd\" d=\"M30 144L36 148L37 150H39L41 153L45 154L46 153V150L44 148H42L41 146H38L37 144L33 143V142H30ZM65 170H68L69 172L73 173L74 175L80 177V178H84L85 180H88V181H92V182H96V183H103L104 181L101 180V179H97V178H91V177H84V176H81V174L65 167L64 168ZM110 184V182H108Z\"/></svg>","mask_w":264,"mask_h":264}]
</instances>
